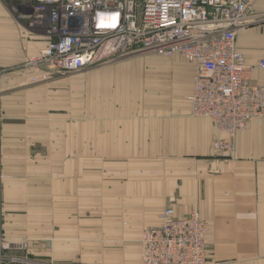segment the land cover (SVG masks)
I'll return each mask as SVG.
<instances>
[{"label":"crops","instance_id":"1","mask_svg":"<svg viewBox=\"0 0 264 264\" xmlns=\"http://www.w3.org/2000/svg\"><path fill=\"white\" fill-rule=\"evenodd\" d=\"M12 1L0 0V264H143L141 234L167 203L200 210L207 264H264V119L238 132L234 156L217 150L224 133L192 114L196 68L178 54L67 75L27 65L47 37ZM251 17L237 46L264 84V0Z\"/></svg>","mask_w":264,"mask_h":264},{"label":"built area","instance_id":"2","mask_svg":"<svg viewBox=\"0 0 264 264\" xmlns=\"http://www.w3.org/2000/svg\"><path fill=\"white\" fill-rule=\"evenodd\" d=\"M20 1L28 6L21 11L27 28L47 37L27 65L46 63L67 75L110 54H178L196 68L192 114L211 118L224 133L214 142L217 150L234 156L238 132L264 119V84L252 80L253 65L237 46L238 31L253 21L256 0ZM160 219L143 232V264H207V222L197 207L178 217L168 206ZM0 242L8 246L1 233Z\"/></svg>","mask_w":264,"mask_h":264},{"label":"rangeland","instance_id":"3","mask_svg":"<svg viewBox=\"0 0 264 264\" xmlns=\"http://www.w3.org/2000/svg\"><path fill=\"white\" fill-rule=\"evenodd\" d=\"M10 5L16 10V11H22V8H23V10H26V9H28V6H26V4H21V1L20 0H13L11 3H10ZM21 5H22V8H21ZM29 18L28 17H24V22L28 25L29 24V20H28ZM153 54V53H152ZM138 55H144V54H137V55H130V56H124V57H115L114 58V55L113 54H110V55H105V56H102L101 58H103L104 59V61L103 62H101L100 64H107L109 61H111V60H119V59H124V58H130V57H134V56H138ZM107 58V59H106ZM114 58V59H113ZM99 65V64H98ZM224 153H226V152H224ZM227 155H229V153H226ZM235 154H236V151H235ZM234 154V155H235ZM229 156H231V155H229ZM169 204H172V203H167L166 204V206L167 205H169ZM173 205V204H172ZM194 208V207H193ZM164 209V208H163ZM162 209V210H163ZM208 224V223H207ZM208 240V239H207ZM74 263H77V262H73V263H71V264H74ZM90 264H92V263H90Z\"/></svg>","mask_w":264,"mask_h":264},{"label":"bare ground","instance_id":"4","mask_svg":"<svg viewBox=\"0 0 264 264\" xmlns=\"http://www.w3.org/2000/svg\"><path fill=\"white\" fill-rule=\"evenodd\" d=\"M250 15H251V11H250ZM146 54H152V53H146ZM181 56V55H180ZM183 57V56H182ZM184 58V57H183ZM186 59V58H185ZM187 60V59H186ZM194 90V89H193ZM192 104H193V102H192ZM192 113H193V111H192ZM211 119V118H210ZM255 119H257V118H255ZM212 120V119H211ZM254 120V119H253ZM259 122H262V121H260L259 119H257ZM213 121V120H212ZM252 121V120H251ZM250 121V122H251ZM214 122V121H213ZM249 122V123H250ZM215 123V122H214ZM248 123V124H249ZM248 124H247V126H248ZM216 125V124H215ZM247 126H246V128H247ZM217 127V126H216ZM218 129V128H217ZM215 147V146H214ZM168 206H172L173 208H174V212H175V215L176 216H178V217H183V216H181V215H179V214H177V212H176V210H175V207H174V205H172V204H169V205H167V206H165L164 207V209L159 213V219H160V214L168 207ZM189 214V212L186 214V215H188ZM186 215H184V216H186ZM160 224H161V219H160ZM149 227H151V226H149ZM148 228V227H147ZM146 229V228H145ZM144 229V230H145ZM144 230H143V232H144ZM143 232H142V234H141V239H140V242H141V260H142V235H143ZM207 232H208V224H207ZM207 232H206V238H207ZM78 263V262H77ZM83 263H87V262H83ZM142 263H143V261H142ZM87 264H90V263H87Z\"/></svg>","mask_w":264,"mask_h":264}]
</instances>
